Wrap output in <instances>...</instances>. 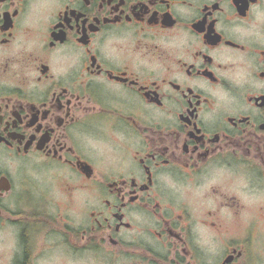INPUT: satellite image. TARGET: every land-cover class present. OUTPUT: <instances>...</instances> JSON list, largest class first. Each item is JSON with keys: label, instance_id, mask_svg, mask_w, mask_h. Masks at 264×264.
<instances>
[{"label": "flooded vegetation", "instance_id": "1", "mask_svg": "<svg viewBox=\"0 0 264 264\" xmlns=\"http://www.w3.org/2000/svg\"><path fill=\"white\" fill-rule=\"evenodd\" d=\"M0 264H264V0H0Z\"/></svg>", "mask_w": 264, "mask_h": 264}]
</instances>
